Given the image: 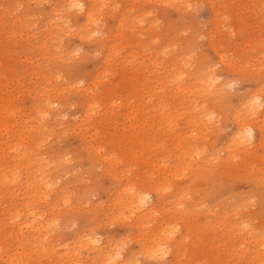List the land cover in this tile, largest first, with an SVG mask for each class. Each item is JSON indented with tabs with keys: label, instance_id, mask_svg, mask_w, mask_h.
<instances>
[{
	"label": "rangeland",
	"instance_id": "obj_1",
	"mask_svg": "<svg viewBox=\"0 0 264 264\" xmlns=\"http://www.w3.org/2000/svg\"><path fill=\"white\" fill-rule=\"evenodd\" d=\"M83 1L0 0V264H264V0Z\"/></svg>",
	"mask_w": 264,
	"mask_h": 264
},
{
	"label": "bare ground",
	"instance_id": "obj_2",
	"mask_svg": "<svg viewBox=\"0 0 264 264\" xmlns=\"http://www.w3.org/2000/svg\"><path fill=\"white\" fill-rule=\"evenodd\" d=\"M28 1H30V0H28ZM35 1V0H34ZM43 1V0H42ZM50 1V0H49ZM94 1V0H93ZM96 1H98V0H96ZM102 1V0H101ZM148 1V0H147ZM155 1V0H154ZM181 2H183V1H185V0H180ZM63 2H64V5L67 7V6H70L71 8L73 7L76 11H79V12H76V13H79L80 14V16H81V18H82V20H83V22H81L82 23V27H85L89 22H92L94 19H92L91 17H93L92 15H93V13H92V11L94 12V10H92L91 11V8L90 7H88L87 5H85V2L83 1V0H63ZM100 2V1H99ZM110 2V1H109ZM149 2H151V1H149ZM156 2V1H155ZM46 3H47V1H46ZM55 3V2H54ZM133 3H134V1H133ZM152 3H153V1H152ZM93 4V3H92ZM100 4V3H99ZM102 4V3H101ZM130 4H132V3H130ZM164 4V3H163ZM169 4V3H168ZM173 5V4H172ZM41 6V5H40ZM51 6V5H50ZM95 6H97V5H95ZM5 7V6H4ZM105 7V6H104ZM94 8V7H93ZM17 9V8H16ZM25 9V8H24ZM51 9H52V12H57V10L59 11V9H61V8H59V9H56L55 8V6L54 7H52L51 6ZM70 9V8H69ZM43 10H44V8H43ZM50 10V9H49ZM45 12H46V10H45ZM63 12V11H62ZM66 12V11H65ZM69 12V11H68ZM74 12V11H73ZM95 12H98V11H96L95 10ZM47 14V13H46ZM71 14V13H70ZM35 16V15H34ZM55 16V15H54ZM71 16H73V15H71ZM18 17V16H17ZM42 17V16H41ZM105 17V16H104ZM55 18V17H54ZM94 18V17H93ZM106 18V17H105ZM22 19V18H21ZM40 20V19H39ZM52 20V19H51ZM59 20V19H58ZM100 20V19H99ZM120 20V19H119ZM20 21V20H19ZM49 21V20H48ZM103 22H104V20H103ZM50 23V22H49ZM120 23V22H119ZM122 23V22H121ZM48 24V23H47ZM95 24H97V23H95ZM95 24H93V25H95ZM99 24V23H98ZM118 24V23H117ZM101 25V24H100ZM120 25V24H119ZM51 26H53V25H51ZM81 26V25H80ZM118 26V25H117ZM116 26V27H117ZM76 27V26H75ZM104 27V26H103ZM52 28V27H51ZM54 28V27H53ZM96 28H98L97 26H96ZM101 28V27H100ZM44 29V28H43ZM50 29V28H49ZM81 29V28H80ZM95 29V28H94ZM124 29V28H123ZM125 29H126V27H125ZM129 29V28H128ZM61 30V29H60ZM76 30V29H75ZM82 30V29H81ZM98 30V29H97ZM84 31L85 32H89V31H91L90 29H88V28H84ZM101 31V30H100ZM47 32H49V31H47ZM46 33V32H45ZM78 33H80V32H78ZM92 33H94V32H92ZM53 34V33H52ZM83 34V33H82ZM68 35V34H67ZM89 35V34H88ZM118 35V34H117ZM32 37L33 36H35V35H31ZM42 36V35H41ZM50 36V35H49ZM86 37V36H85ZM101 37V36H100ZM80 39V38H79ZM7 40V39H6ZM32 41V40H31ZM115 43V42H114ZM110 49V48H109ZM223 58V57H222ZM219 59H221V58H219ZM188 62V61H187ZM224 63V62H223ZM106 64V63H105ZM227 65V64H226ZM176 68V67H175ZM107 75V74H106ZM182 76V75H181ZM180 77V76H179ZM178 78V77H177ZM179 79V78H178ZM212 79V78H211ZM177 80V79H176ZM209 81V80H208ZM214 81H216V80H214ZM203 82V81H202ZM207 82V81H206ZM196 83H197V81H196ZM208 83V82H207ZM210 83V82H209ZM204 85V84H203ZM213 85V84H212ZM211 86V85H210ZM199 87V86H198ZM202 87V86H201ZM219 87V86H218ZM176 88V87H175ZM212 88V87H211ZM211 88L209 89V90H207V92H206V95H208L207 93H209V92H211ZM216 88V87H215ZM185 89V88H184ZM212 89H214V88H212ZM186 90H188V89H186ZM196 90V89H195ZM218 90V89H217ZM183 91V90H182ZM213 91V90H212ZM211 94H214L213 92L211 93ZM40 95V94H39ZM194 95V94H193ZM216 95H218V94H216ZM192 97V96H191ZM196 97V96H195ZM251 97V96H250ZM193 100V99H192ZM257 101L258 102V97L256 96V95H252V97L249 99V105H250V109H255V108H257L258 106H259V102L258 103H256L255 105H253V101ZM260 101V100H259ZM1 102H4V101H2L1 100ZM7 110V109H6ZM183 111V110H182ZM204 111V110H203ZM186 112V111H185ZM92 113V112H91ZM44 114H46V113H44ZM186 120H188V119H186ZM6 125V124H5ZM4 125V126H5ZM3 126V127H4ZM10 126V125H9ZM29 127V126H28ZM2 130H3V128H1ZM27 129V128H26ZM159 129V128H158ZM28 130H29V128H28ZM160 130V129H159ZM4 131V130H3ZM5 133V132H4ZM5 135V134H4ZM243 136H241L242 137V139H244V141L245 142H247L249 139H250V137L252 136V133H251V130L250 129H248L245 133H243L242 134ZM21 136V135H20ZM19 136V137H20ZM8 139H10V138H8ZM8 139H6V140H8ZM253 139V138H252ZM21 140V139H20ZM26 140V139H25ZM24 140V141H25ZM248 143V142H247ZM11 144V143H10ZM14 146H15V143L13 144ZM150 145V144H149ZM147 146H148V143H147ZM16 147V146H15ZM19 147V146H18ZM17 147V148H18ZM91 147V146H90ZM10 149V148H9ZM1 150V149H0ZM18 151V150H17ZM14 153H15V151H14ZM21 154H22V152H21ZM25 154V153H24ZM20 156V155H19ZM20 158V157H19ZM18 162V161H17ZM14 164H15V162H14ZM24 166H26L27 167V164L26 165H24ZM198 168H200V171H205L206 169H204V166H202V167H198ZM40 169V168H39ZM193 169V168H192ZM15 171V170H14ZM2 172V171H1ZM13 172V171H12ZM1 174V173H0ZM46 174V173H45ZM1 175H3V174H1ZM4 176V175H3ZM13 176H15V175H13ZM45 176V175H44ZM208 176V174H206V177ZM16 179H17V177H16ZM39 179V178H38ZM3 181V180H2ZM14 181V180H13ZM16 181V180H15ZM10 182H12V181H10ZM34 182V181H33ZM1 183V182H0ZM46 183H47V181H46ZM262 183V182H261ZM31 184V183H30ZM46 185V184H45ZM48 185V184H47ZM43 186H44V184H43ZM51 186V185H50ZM45 187V186H44ZM48 187V186H47ZM46 188V187H45ZM157 188H159V187H157ZM13 191V190H12ZM42 191V190H41ZM44 191V190H43ZM21 192V191H20ZM15 193V192H14ZM48 194V193H47ZM40 194H38V196H39ZM41 195H43V194H41ZM121 195V194H120ZM28 197V196H27ZM37 197V196H36ZM47 197V196H46ZM144 195H136V196H134L133 198L135 199V201H136V203L139 205V206H141V205H144L145 204V202H146V200L144 199ZM43 198H44V196H43ZM37 199V198H36ZM121 200H123V199H121ZM40 201V200H39ZM25 202V201H24ZM23 202V203H24ZM62 202V201H61ZM25 204V203H24ZM28 204V203H27ZM131 206V205H130ZM142 207V206H141ZM124 208V207H123ZM134 208H136V206L134 207ZM131 209V208H130ZM138 210V209H137ZM162 210V209H161ZM208 210V209H207ZM235 210V209H234ZM31 211V210H30ZM131 211H132V209H131ZM133 211H134V209H133ZM139 211V210H138ZM33 212V211H32ZM121 212V211H120ZM144 212V211H143ZM17 213H19V212H17ZM32 214V213H31ZM119 214H121V213H119ZM180 214V213H179ZM28 215V214H27ZM37 216V215H36ZM117 216H118V213H117ZM150 216V215H149ZM18 217V216H17ZM34 217V216H33ZM173 216H171V218H172ZM176 217V216H175ZM17 219V218H16ZM34 220H36V219H34ZM34 220H33V222H34ZM30 221V220H29ZM177 221V220H176ZM217 221H219V220H217ZM32 222V221H31ZM221 222V221H220ZM26 223V222H25ZM28 223V222H27ZM26 223V224H27ZM30 223V222H29ZM28 223V224H29ZM56 223V222H55ZM31 224V223H30ZM29 224V225H30ZM208 224V223H207ZM22 225V224H21ZM20 225V227H22ZM24 225V224H23ZM142 225V224H141ZM187 225V224H186ZM210 225V224H209ZM28 226V225H27ZM31 227H33V230H37L38 228H41L42 227V225L38 222V223H36L35 225H30ZM50 226H51V224H50ZM176 226V225H175ZM19 227V228H20ZM29 227V226H28ZM177 227V226H176ZM187 227H189V226H187ZM26 228V227H25ZM164 228V227H163ZM162 228V229H163ZM168 228V227H167ZM28 229V228H27ZM43 229V228H42ZM44 229H45V227H44ZM47 229H49V228H47ZM50 229H52V228H50ZM25 230V229H24ZM29 230V229H28ZM31 230V229H30ZM172 230V229H171ZM20 231V230H19ZM23 231V230H22ZM41 231V230H40ZM39 231V232H40ZM45 231V230H44ZM166 231V230H165ZM164 231V232H165ZM174 231V230H173ZM167 232V231H166ZM170 232V231H169ZM138 233V232H137ZM173 233V232H172ZM162 234H163V232H162ZM164 234H166V233H164ZM163 234V235H164ZM169 234V233H168ZM9 235V234H8ZM44 235V234H43ZM143 235V234H142ZM161 235V233L158 235L157 234V236H160ZM163 235H162V239H164L163 238ZM249 235V234H248ZM46 237V236H45ZM152 237H154V236H152ZM165 237V236H164ZM44 237H42V239H43ZM96 238V237H95ZM37 239V238H36ZM157 239V241H158V237L156 238ZM160 239V238H159ZM166 239V238H165ZM19 241V240H18ZM1 242V241H0ZM88 242H89V244L90 245H93V243L95 242V239L94 238H89L88 239ZM153 242H155L154 240H153ZM28 243V242H27ZM30 243V242H29ZM160 243H162V241L160 242ZM164 243V242H163ZM156 245H158V242L156 243ZM162 245V244H161ZM160 245V246H161ZM18 246V245H17ZM21 246V245H20ZM84 246V245H83ZM94 246V245H93ZM19 247V246H18ZM44 247V246H43ZM47 247V246H46ZM29 248V247H28ZM31 248V247H30ZM39 248V247H38ZM37 248V249H38ZM55 248V247H54ZM86 248V247H85ZM17 250V249H16ZM30 250V249H29ZM28 250V251H29ZM34 250H35V247H34ZM38 250H40V249H38ZM52 250V249H51ZM19 251V250H18ZM42 252H45V251H43V249L41 250ZM41 251H38V252H41ZM167 251V250H166ZM21 252V251H20ZM29 252H31V251H29ZM28 252V253H29ZM32 252H33V250H32ZM31 252V253H32ZM53 252V251H52ZM67 252V251H66ZM148 252V251H147ZM6 253V252H5ZM19 253V252H18ZM18 253H17V255H18ZM26 253V252H25ZM34 253H36V252H34ZM62 253V252H61ZM69 253H70V251H69ZM110 253V252H109ZM164 253H165V251L163 250V248H159V247H156V248H154L153 250H151L150 251V256H151V258L153 257V258H156V259H160L163 255H164ZM10 254H12V253H10ZM16 254V253H15ZM20 255H21V253H19ZM24 254V253H23ZM30 254V253H29ZM43 254V253H42ZM58 254H60V253H58ZM57 254V255H58ZM64 254V253H63ZM74 254V253H73ZM26 255H28V254H26ZM35 255V254H34ZM43 255H45V253L43 254ZM66 255V254H65ZM69 255V254H68ZM118 255V253H113V255L112 254H105V259L107 260V264H113L114 262H115V257ZM145 255V254H144ZM42 256V255H41ZM9 257V256H8ZM11 257V256H10ZM9 257V258H10ZM26 257V256H25ZM24 257V258H25ZM27 257H29V256H27ZM59 257V256H58ZM67 257V256H66ZM147 257H149V255H147ZM214 257V256H213ZM19 259H20V256L18 257ZM18 258H16V259H14V260H17ZM12 259V258H11ZM11 259L10 260H8V261H11ZM36 259V258H35ZM38 259V258H37ZM39 260L40 259H38V261H37V263L39 262ZM103 260V259H102ZM25 262V261H24ZM23 262V263H24ZM65 262V261H64ZM71 262V261H70ZM106 262V261H105ZM14 263H16V262H14ZM20 263H22L21 261H20ZM17 264H19V261L17 262ZM24 264H27V263H24ZM74 264V263H73ZM77 264V263H76ZM103 264H104V262H103ZM133 264V263H132Z\"/></svg>",
	"mask_w": 264,
	"mask_h": 264
},
{
	"label": "snow or ice",
	"instance_id": "obj_3",
	"mask_svg": "<svg viewBox=\"0 0 264 264\" xmlns=\"http://www.w3.org/2000/svg\"><path fill=\"white\" fill-rule=\"evenodd\" d=\"M256 103H258L257 101H253V105H255ZM260 106L264 107V101L259 102ZM144 199H147V196L144 197ZM245 227H247V225H245Z\"/></svg>",
	"mask_w": 264,
	"mask_h": 264
}]
</instances>
